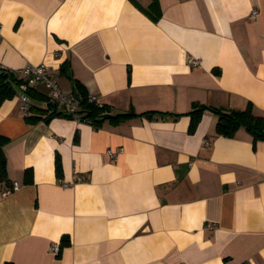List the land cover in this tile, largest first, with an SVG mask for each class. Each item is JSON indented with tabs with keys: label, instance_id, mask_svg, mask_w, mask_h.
Instances as JSON below:
<instances>
[{
	"label": "crops",
	"instance_id": "obj_1",
	"mask_svg": "<svg viewBox=\"0 0 264 264\" xmlns=\"http://www.w3.org/2000/svg\"><path fill=\"white\" fill-rule=\"evenodd\" d=\"M40 65L112 118L1 105L0 264H264V141L211 109L190 132L196 106L264 117V0H0V67Z\"/></svg>",
	"mask_w": 264,
	"mask_h": 264
},
{
	"label": "trees",
	"instance_id": "obj_2",
	"mask_svg": "<svg viewBox=\"0 0 264 264\" xmlns=\"http://www.w3.org/2000/svg\"><path fill=\"white\" fill-rule=\"evenodd\" d=\"M155 3H152L150 10L146 11L148 15L152 17L154 21H158L161 17L160 14L154 16L153 9ZM68 65L65 64L61 69L62 71L67 70ZM0 72V107L8 99L13 98L20 88L22 83H26L24 78H20V73L17 71L8 70L1 68ZM74 82V96L80 101V107L78 110L79 119L81 122H88L93 124L95 127H100L104 120L112 118L110 114V108L107 105L99 107L95 103L89 102L90 95L86 91L85 87L78 81ZM28 95L44 101H48L47 109H42L32 104L31 114L26 116L29 124H36L39 121H49L54 117H70L71 115L64 113L60 110L57 105L49 102V96L38 93L33 87L30 86ZM206 109L213 110L218 116L219 121L217 124V134L224 137H234L236 133L241 129L245 128L249 133L254 136L255 141H264V117L256 116L253 112V105L250 104L245 110H230L223 111L215 108H208L205 106L198 107L191 111L192 125L190 132H194L198 123L201 120L202 114ZM118 120V118H117ZM10 143L9 139L0 135V184H9L8 178V160L5 154V147ZM57 173H61V164L58 162ZM27 182H33L32 170L26 171ZM69 245V241L64 237L62 239L61 247Z\"/></svg>",
	"mask_w": 264,
	"mask_h": 264
},
{
	"label": "built area",
	"instance_id": "obj_3",
	"mask_svg": "<svg viewBox=\"0 0 264 264\" xmlns=\"http://www.w3.org/2000/svg\"><path fill=\"white\" fill-rule=\"evenodd\" d=\"M258 11L254 10L252 12V17L256 18L258 16ZM192 64L197 66L199 64L198 60H192ZM21 74L26 81L20 86V100L22 103V111L25 116L31 114L32 102L28 95V90L31 85L39 84L45 87L48 91L49 102L57 105V107L64 113L73 116L75 119L80 121L78 110L80 107V101L72 94L64 93L58 80L50 73V69L46 65L40 66H28L21 71ZM89 102L97 104L102 107L104 104L99 100L97 96H90ZM110 156H115L116 154L112 151L109 152ZM19 188L18 184H14L12 188L8 189L4 195L7 196L15 192ZM51 251L58 255L60 253V246L55 245L52 247Z\"/></svg>",
	"mask_w": 264,
	"mask_h": 264
},
{
	"label": "water",
	"instance_id": "obj_4",
	"mask_svg": "<svg viewBox=\"0 0 264 264\" xmlns=\"http://www.w3.org/2000/svg\"><path fill=\"white\" fill-rule=\"evenodd\" d=\"M0 72H1V69H0Z\"/></svg>",
	"mask_w": 264,
	"mask_h": 264
}]
</instances>
